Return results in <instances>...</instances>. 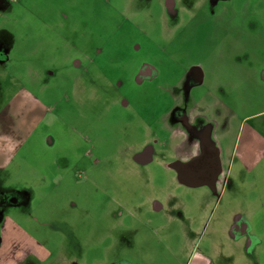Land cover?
<instances>
[{
  "label": "rangeland",
  "instance_id": "rangeland-1",
  "mask_svg": "<svg viewBox=\"0 0 264 264\" xmlns=\"http://www.w3.org/2000/svg\"><path fill=\"white\" fill-rule=\"evenodd\" d=\"M197 256L264 264V0H0V264Z\"/></svg>",
  "mask_w": 264,
  "mask_h": 264
},
{
  "label": "flooded vegetation",
  "instance_id": "flooded-vegetation-1",
  "mask_svg": "<svg viewBox=\"0 0 264 264\" xmlns=\"http://www.w3.org/2000/svg\"><path fill=\"white\" fill-rule=\"evenodd\" d=\"M150 70L147 71L148 75L150 76ZM197 153V154H196ZM190 159L188 166L186 169L188 170V178H190L191 182H197V183H204V182H211V180L215 177L217 171H218V165L217 160L218 156L215 152V149L209 147L203 148V154H199L198 151H196ZM236 218L233 222V228L232 232H234L233 238L236 239H243L244 237L247 238V232H249V227L245 222H239ZM250 244L254 245L258 243L259 241L254 238V240H249ZM248 245V248H252V245ZM207 264H211L206 259Z\"/></svg>",
  "mask_w": 264,
  "mask_h": 264
},
{
  "label": "crops",
  "instance_id": "crops-1",
  "mask_svg": "<svg viewBox=\"0 0 264 264\" xmlns=\"http://www.w3.org/2000/svg\"><path fill=\"white\" fill-rule=\"evenodd\" d=\"M190 264H207L206 262V258L204 256H197L194 260L193 258V262Z\"/></svg>",
  "mask_w": 264,
  "mask_h": 264
},
{
  "label": "water",
  "instance_id": "water-1",
  "mask_svg": "<svg viewBox=\"0 0 264 264\" xmlns=\"http://www.w3.org/2000/svg\"><path fill=\"white\" fill-rule=\"evenodd\" d=\"M143 158H142V156H139L138 158H137V160L138 161H141ZM186 165H180V170H181V172H182V174H185L187 177H189L188 175V170L186 169ZM188 179H190V178H188ZM192 183V182H191Z\"/></svg>",
  "mask_w": 264,
  "mask_h": 264
}]
</instances>
